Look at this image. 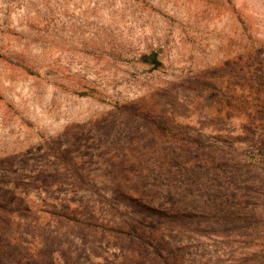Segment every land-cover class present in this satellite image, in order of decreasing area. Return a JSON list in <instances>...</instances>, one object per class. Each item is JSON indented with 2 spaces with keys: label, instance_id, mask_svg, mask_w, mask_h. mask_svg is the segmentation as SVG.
I'll return each mask as SVG.
<instances>
[{
  "label": "rangeland",
  "instance_id": "rangeland-1",
  "mask_svg": "<svg viewBox=\"0 0 264 264\" xmlns=\"http://www.w3.org/2000/svg\"><path fill=\"white\" fill-rule=\"evenodd\" d=\"M0 264H264V0H0Z\"/></svg>",
  "mask_w": 264,
  "mask_h": 264
},
{
  "label": "water",
  "instance_id": "water-1",
  "mask_svg": "<svg viewBox=\"0 0 264 264\" xmlns=\"http://www.w3.org/2000/svg\"><path fill=\"white\" fill-rule=\"evenodd\" d=\"M145 61H152L153 63L156 62V53H153L151 56L144 57Z\"/></svg>",
  "mask_w": 264,
  "mask_h": 264
}]
</instances>
